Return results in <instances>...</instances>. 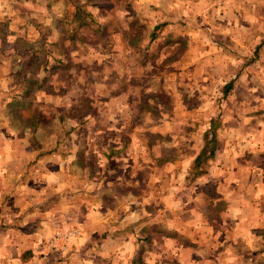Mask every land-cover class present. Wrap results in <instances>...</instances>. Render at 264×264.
<instances>
[{
    "label": "rangeland",
    "instance_id": "rangeland-1",
    "mask_svg": "<svg viewBox=\"0 0 264 264\" xmlns=\"http://www.w3.org/2000/svg\"><path fill=\"white\" fill-rule=\"evenodd\" d=\"M210 125L215 162L182 184ZM251 133L264 141V0H0V155L9 153L1 172L15 163L5 190L23 184L21 211L52 213L32 264H264V237L253 235L264 236V165L251 157L258 176L243 183L244 153L232 149L252 145ZM124 142L128 156L117 147ZM111 158L109 171L101 163ZM127 189L134 211L126 221L106 216L111 227L153 232L157 221L160 234L165 220L192 233L210 222L228 237L181 257L152 233L143 255L136 245L107 258L74 239L63 250L48 245L51 227L76 224V209L122 207L116 196ZM194 209L204 220L186 222Z\"/></svg>",
    "mask_w": 264,
    "mask_h": 264
},
{
    "label": "crops",
    "instance_id": "crops-1",
    "mask_svg": "<svg viewBox=\"0 0 264 264\" xmlns=\"http://www.w3.org/2000/svg\"><path fill=\"white\" fill-rule=\"evenodd\" d=\"M168 1L173 2L174 0H168ZM239 133L242 135V137L243 135H246L242 130L238 131V134ZM252 133L250 134V137H252L251 141L253 140L252 145L249 144L250 143L249 142V143H245L244 145L239 144L237 147L236 146L232 147V149L234 148V150L238 151L239 153H242V154L244 153L243 157L240 158L239 162L240 164L243 165L244 169L246 170H242V172L238 174L237 176L239 178H242L243 183L250 182L252 178H254L255 176H258L257 166L264 165V141L263 139H260L259 136L254 135ZM261 134H264V133H261ZM128 143L129 144H125L124 142V144L117 146L118 149L123 148V147L125 148L123 151V156L124 155L128 156L129 153L131 152L132 145H130V142ZM113 149L115 148H111V150ZM118 149H115V150H118ZM230 150L228 149V151ZM246 151L249 153L254 152V154H251V156L245 157L246 154H248L246 153ZM119 152L120 154L122 153V151H116L117 154ZM216 153L217 151L215 152V154ZM2 154L0 155V172H1V169L4 167V163L6 162V161H3L2 158L7 156V154H9L8 150H6L5 148H2ZM251 157H254L252 159H254L255 162H259L256 166V169L254 170L255 174L250 173V171L248 170L250 165H247V163L249 162ZM210 162L211 161H209L208 171L205 175H203V177L204 176L206 177V175L209 174L211 165L214 164L215 160L211 162V165H210ZM101 164H104L105 165L104 168L109 169V171H111L114 168V166L115 167L117 166L116 164H113L112 158L109 160L105 159L104 161H102ZM124 164H125V168L133 167L132 161L128 162V165L126 163ZM10 166L14 167L15 163L5 165V172H6V169ZM5 172L2 171L0 173V248L6 247V248L22 249L23 247L20 244V241L22 239H25L27 241V245H26L27 248H23L24 249L23 253H20L19 256H16V258H9L7 255H0V264H14V263L15 264H32V262L36 261V257L35 256L33 257L34 250H32V248H33V243L35 244L37 240L36 239L37 236H39V232L37 231H39L38 229L48 222V220L52 216V213L48 212L47 210H44V212H34L33 214H30L28 212L29 211L28 209L21 211V208L23 205L25 207L27 206V203H25L24 197H23L24 191L21 190L23 187V184H21L20 187H18L19 185L12 183L10 189L5 190L6 182H8V174L6 175ZM260 174H262L261 170H260ZM122 178L123 177H118V178L116 177L115 181H113V184L116 183V185H118L121 182H123L121 184H124L126 179L124 180ZM127 182L131 183L130 180H127ZM181 182L182 184L184 183L186 184L188 182L191 184L192 180H190V178L184 175ZM242 198L248 199L246 198V195L242 196ZM249 198L251 199V196ZM132 199H133V195L127 189L124 192H119V194L116 196L117 201L126 200L125 205L122 207L110 208V207H104L100 203H95L93 205V208H91V211L90 210L88 211L87 215L85 214L84 210L76 209V213H75L76 220H77L76 224L66 227V228H58L56 226L51 227L47 235V239H49L55 231H58V230L71 231L72 230L76 232V237L74 238V241L72 244L74 245L84 244L86 246L90 244L97 245L99 247V252H97V254H100L102 258H107L112 252L113 253L117 252L118 254L122 253L126 255L123 248H125V246L127 245H130L131 247L133 245H136V248H138L137 253L140 252L141 255H143V253L147 249V241H149L150 239L149 235L151 233L153 234L152 241H155V243H157V240H159L160 238L162 244L164 241H165V244L170 243L172 246L176 247L178 251H180L179 252L180 257L184 255L186 256L192 255V252L194 253V248L195 250H200L201 248H204L202 246L208 245L209 242L220 241L221 239L225 241L224 237H228L227 235H225V233H222V238H221L219 234H217V232L214 231L213 228L210 226L211 225L210 222L207 223V226L204 227L203 231H201L200 229H197V227L194 225L193 230L195 232L186 233L185 229L181 231L182 227H179L175 223V221L174 223L170 224V223H165V220H160L158 221L160 222V227L162 226V229L160 230V234H159V223H157V221L156 223H153L155 224V227H154L155 231L153 232H148L147 230H144L143 229L144 225H142L140 227V230L142 231L144 230L143 233L136 231V229H134L133 226L132 227L130 226L129 228H127V226H124V227L119 226L116 228V227H111L110 224H108L107 222H104V219L106 216H110V215L112 216L116 214H119L121 218H124L123 221H126V219L128 218V211L129 212L132 211L131 213H133L134 211V208L132 207ZM128 200H131V201L129 202ZM128 205L131 207H129ZM139 212H140V216H139V219H137L138 223L140 221L141 222L145 221L144 218H142L143 216L142 210L139 209L138 211H135V213H138V214ZM189 213H190L189 215H186L184 217L186 222H190V221L195 222V220H197L196 213L201 214L199 216H201L200 217L201 220L202 219L204 220L203 213L198 209H196L193 213H191V211ZM183 214L184 213H182L181 216H184ZM35 216H38V217H35ZM86 218H90L93 220V225L91 227L85 224ZM188 218L190 220H188ZM116 222L117 224L122 223V221L120 222L116 221ZM165 224L167 225L165 226ZM26 227H29L31 229L26 231L24 229ZM124 228H125V232L121 233V231L119 230L124 229ZM163 228L168 229V234L166 235V237L163 234ZM89 229L91 232H89ZM169 234L171 235L169 236ZM253 235L255 236L256 240L261 239V237H264V236H261L260 231H253ZM90 236H92L91 239H89ZM207 250L209 249H206L205 251ZM120 258H122V255L120 256ZM141 258L142 260H144L142 256ZM184 258L182 257L183 261H184ZM136 260H138L137 262L139 264L141 263L140 258Z\"/></svg>",
    "mask_w": 264,
    "mask_h": 264
},
{
    "label": "trees",
    "instance_id": "trees-1",
    "mask_svg": "<svg viewBox=\"0 0 264 264\" xmlns=\"http://www.w3.org/2000/svg\"><path fill=\"white\" fill-rule=\"evenodd\" d=\"M231 85H227L226 89H230ZM212 124V123H211ZM210 139H204V147L200 153L195 157L192 168L188 171L187 177L190 180L203 176L207 173L209 168V161H212L215 157V152L217 150L215 141V132L213 127L210 125Z\"/></svg>",
    "mask_w": 264,
    "mask_h": 264
},
{
    "label": "built area",
    "instance_id": "built-area-1",
    "mask_svg": "<svg viewBox=\"0 0 264 264\" xmlns=\"http://www.w3.org/2000/svg\"><path fill=\"white\" fill-rule=\"evenodd\" d=\"M76 237L75 231H55L48 241V245L51 248L62 249L65 244L70 242L71 239ZM63 250V249H62Z\"/></svg>",
    "mask_w": 264,
    "mask_h": 264
}]
</instances>
